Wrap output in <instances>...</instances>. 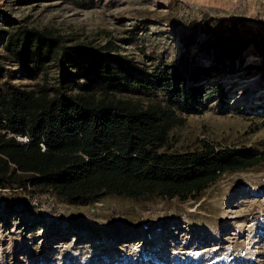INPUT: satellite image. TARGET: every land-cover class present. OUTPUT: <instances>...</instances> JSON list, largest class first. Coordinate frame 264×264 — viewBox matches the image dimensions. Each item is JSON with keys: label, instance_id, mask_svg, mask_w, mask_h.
<instances>
[{"label": "rangeland", "instance_id": "374dc122", "mask_svg": "<svg viewBox=\"0 0 264 264\" xmlns=\"http://www.w3.org/2000/svg\"><path fill=\"white\" fill-rule=\"evenodd\" d=\"M18 25L50 27L85 47L109 45L110 56L139 69L172 67L186 90L192 65L216 64V36L239 33L238 58L226 57L220 66L231 70L215 79L224 91H210L197 110L178 111L185 121L170 131L169 149L202 140L264 149V64L254 43L264 39V0H0V83L56 85L59 65L31 76L5 57L2 45ZM119 69L117 96L166 100L165 90L139 83L145 72ZM73 73L84 83L83 72ZM0 264H264V162L225 173L184 201L105 195L74 202L1 189Z\"/></svg>", "mask_w": 264, "mask_h": 264}, {"label": "trees", "instance_id": "16d2710c", "mask_svg": "<svg viewBox=\"0 0 264 264\" xmlns=\"http://www.w3.org/2000/svg\"><path fill=\"white\" fill-rule=\"evenodd\" d=\"M214 40L216 64L192 65L186 90L185 79L172 67L139 69L110 56L109 45L75 44L50 27H13L2 45L7 59L31 76L53 64L62 75L56 85L46 78L31 87L0 83V190H36L74 202L105 195L184 201L197 198L225 173L263 163L264 149L254 153L247 146L207 140L194 149H169L170 131L185 121L178 111L197 110L210 91H224L215 79L231 69L220 63L238 58L244 38L238 33ZM254 43L264 64V39ZM122 66L145 72L139 83L165 90L166 100L145 104L117 96ZM75 70L83 72L84 83L76 82ZM25 136L27 142L18 138Z\"/></svg>", "mask_w": 264, "mask_h": 264}, {"label": "bare ground", "instance_id": "6f19581e", "mask_svg": "<svg viewBox=\"0 0 264 264\" xmlns=\"http://www.w3.org/2000/svg\"><path fill=\"white\" fill-rule=\"evenodd\" d=\"M236 75V74H235ZM226 79H228V78H234L235 76H232V74H228L227 76H224ZM261 81H262V79H257V84H259V83H261ZM97 238H99V237H97ZM97 241H100V240H97Z\"/></svg>", "mask_w": 264, "mask_h": 264}, {"label": "built area", "instance_id": "2783aa9c", "mask_svg": "<svg viewBox=\"0 0 264 264\" xmlns=\"http://www.w3.org/2000/svg\"><path fill=\"white\" fill-rule=\"evenodd\" d=\"M21 141L23 142H27L28 141V137H18Z\"/></svg>", "mask_w": 264, "mask_h": 264}]
</instances>
